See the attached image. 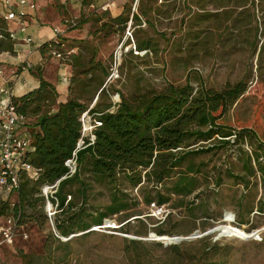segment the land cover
<instances>
[{
    "label": "rangeland",
    "instance_id": "1",
    "mask_svg": "<svg viewBox=\"0 0 264 264\" xmlns=\"http://www.w3.org/2000/svg\"><path fill=\"white\" fill-rule=\"evenodd\" d=\"M118 5L117 11L123 6L121 13L129 16L124 30L101 27L102 21L112 17L109 9L95 12L85 7L82 26L72 28H79L78 33L84 28V33L81 30L77 39L63 47L64 52L70 44L77 47L84 63L91 58L92 48L96 50L95 61L106 74L98 70L86 78L95 74L101 79L110 101L119 103L121 94L163 92L169 86L189 84L195 94L201 86L220 90L244 81L247 90L218 122L235 131L253 128L264 144V0H247L242 5L232 1L223 8L210 0H121ZM104 11L106 16L101 15ZM133 14L139 16V22L132 19ZM142 40L150 48L135 55L131 45ZM91 96L86 93L83 99ZM206 108L217 114L220 103L207 102ZM218 139L214 135L182 147L187 152L219 145L190 155L164 186L145 177L135 187L119 182L131 208L104 218L101 225L91 224L86 231L61 236L56 220L62 216L46 198L43 211L37 202L22 222L10 213L0 215V231L10 228L12 234V242L5 243L0 233V264H264V212L259 211L264 207V173L259 169L264 166V147L248 137L232 135L225 144ZM247 158L253 171L245 168ZM188 164L197 168L190 173L196 177V188L187 196L170 194L171 199L160 205L162 214L155 215L146 196L167 193ZM87 193L84 206L95 216L96 209L104 210L109 202V190L94 183ZM16 200V193L0 194V206L8 202L12 207ZM77 202L75 210L79 211L81 198ZM125 213L132 215L126 221ZM226 213L231 220L225 219ZM224 224L253 236L245 239L214 233L168 245L155 240L154 229L160 225L172 233L167 237H189Z\"/></svg>",
    "mask_w": 264,
    "mask_h": 264
},
{
    "label": "trees",
    "instance_id": "2",
    "mask_svg": "<svg viewBox=\"0 0 264 264\" xmlns=\"http://www.w3.org/2000/svg\"><path fill=\"white\" fill-rule=\"evenodd\" d=\"M210 1L217 2V6L223 8L232 1L242 5L247 0ZM83 4L90 5L91 2L83 0ZM107 13L104 11L101 15L106 16ZM141 13L147 15L145 11ZM107 19L101 20V27L116 26L119 30H124L129 16L123 12ZM132 19L139 22V16L136 14H133ZM0 33L3 35L0 38V52H13L17 40L11 38L7 21L1 16ZM58 46L56 42H47L41 45L40 49L42 54L49 50L51 53L52 51L63 53ZM149 48L150 44L145 40L136 44L137 51L147 52ZM95 51L92 48L91 58L85 63L81 53L68 57L72 74L69 79V96L65 101H58L56 87L43 78L39 69L37 70L39 86L22 96L12 97L17 112L24 115L27 120L31 144L34 146L28 161L38 170V176L36 179L26 174L21 176L15 204L11 207L8 202H3L0 206V215L10 213L20 218L19 222H22L27 216L28 209L34 207L37 202H40L43 211L45 197L41 189L54 183L67 172L64 162L70 158L80 137L82 127L80 117L96 94V101L90 112L99 114L97 117L102 124L94 131V142L89 144L87 140L85 141L77 152L75 173L61 180L53 195L54 198L50 197L54 205L57 203L55 208L58 216H62L56 220V228L64 237L74 231H86L91 224L101 225L104 218L128 211L131 203L119 182L127 181L135 187L145 177L147 181L152 180L155 185L164 186L165 180L170 178L175 169L182 166L190 155L219 147L214 145L199 150L182 151L181 148L187 147L192 140L205 141L217 135L219 142L225 144L229 141L227 137L235 135L236 138L248 137L259 142V136L253 128L235 131L218 122L247 90L244 81L227 84L220 90L201 86L195 94L189 84L169 86L163 92H146L130 97L121 94V101L114 103L106 96L101 79H97L95 74L86 78L89 73L98 70L103 76L106 74L105 68L95 61ZM130 52L132 53L131 50ZM86 93H92L91 98L83 99ZM213 101L220 103V111L217 114L206 108L207 102ZM259 145L264 147L261 142ZM193 168V165L188 164L185 170H180L172 186L167 188V193L156 191L153 196L147 195L146 203H154L160 207L171 199L170 194L190 195L197 185L196 177L190 175L197 171V168ZM245 168L248 172L253 171L250 158L245 161ZM259 169L264 173V166H260ZM231 175L237 177L232 173ZM94 183L106 185L109 190V202L104 206V210L96 209L95 216L84 206L88 199L87 192ZM68 196L70 199L67 201ZM78 198H81L79 211L75 210ZM259 211L264 212V207L261 206ZM130 216L132 215L125 213V221ZM44 217L46 218L45 214ZM127 223L129 221L122 226ZM154 232L158 236L172 234L163 225L156 227Z\"/></svg>",
    "mask_w": 264,
    "mask_h": 264
},
{
    "label": "crops",
    "instance_id": "3",
    "mask_svg": "<svg viewBox=\"0 0 264 264\" xmlns=\"http://www.w3.org/2000/svg\"><path fill=\"white\" fill-rule=\"evenodd\" d=\"M113 1L109 10L112 16L116 17L122 12V8L117 11L118 4L121 0H90L91 4L99 7L105 3ZM32 7L26 8V32L32 38L29 44L24 43L22 38L24 34L19 32L18 25L9 22L10 30H15L17 42L14 45L13 52H0V87L9 85L12 89V97H19L23 94L36 89L39 86L37 70L39 69L44 79L52 83L58 91V101H65L69 96V79L72 74L68 57L59 58L47 51L45 54L41 52V45L47 42H56L59 44V50L66 55L77 53L75 49L69 45L67 52H64V46L72 43L77 39L76 35H80L84 28L79 30L72 29L80 25L82 11L87 7L90 11V5H84L83 0H29ZM118 5V6H117ZM117 11V12H116ZM116 12V13H115ZM65 20H75L77 25L65 28L63 22ZM82 26V25H80ZM54 27H58L62 32L56 35L53 31ZM30 67H27V65Z\"/></svg>",
    "mask_w": 264,
    "mask_h": 264
},
{
    "label": "built area",
    "instance_id": "4",
    "mask_svg": "<svg viewBox=\"0 0 264 264\" xmlns=\"http://www.w3.org/2000/svg\"><path fill=\"white\" fill-rule=\"evenodd\" d=\"M114 3L113 1L105 3L99 7L91 4L90 11L98 12L100 10H107ZM32 7L29 0H0V16L9 22H14L18 25V31L24 34L22 41L29 44L32 42V38L27 35L26 20L27 15L26 8ZM65 28L74 27L77 25L75 20H65L63 22ZM11 38L17 39L15 30H10L8 27ZM53 31L56 35L60 34L62 30L58 27H54ZM3 35L0 33V38ZM121 48V46H120ZM131 49L135 54H139L141 51H137L134 44L131 45ZM52 54L56 57L62 58L63 54L60 52L52 51ZM117 58L114 59L116 64ZM27 67H30L28 64ZM1 72V71H0ZM111 78V77H110ZM92 104L86 111H84L80 117L81 121V133L77 141L76 147L73 150L70 158L66 159L64 165L67 167V172L59 179L54 181L50 185L42 187V194L46 198L48 204H53L50 200L55 194L59 182L67 177L72 176L77 167V152L83 147L87 140L89 144H92L95 139L94 131L102 123L98 119L97 113H91L90 109ZM27 120L24 115L17 112L16 106L12 101V89L9 85H3L0 87V194L12 195L17 194L20 187L21 176L26 174L32 179H36L38 176V170L35 169L28 161L29 154L33 151L31 144V136L28 132ZM54 198V197H53ZM70 196L67 197V201ZM57 203H55V206ZM152 209L155 215H161L163 210L161 207L152 203ZM11 223V219L8 220V224ZM3 234L2 242L11 243L12 234L11 230L3 229L0 231Z\"/></svg>",
    "mask_w": 264,
    "mask_h": 264
},
{
    "label": "water",
    "instance_id": "5",
    "mask_svg": "<svg viewBox=\"0 0 264 264\" xmlns=\"http://www.w3.org/2000/svg\"><path fill=\"white\" fill-rule=\"evenodd\" d=\"M222 226L223 225H218V226H215V227H212L204 232H198V231H195L194 233H192L189 237H182V236H173V237H166V235H161V236H157V238H155V240L157 241H163V244L164 245H168L170 243H179L181 241H184V240H190V239H193V238H199V237H203V236H206V235H209V234H216V235H223L222 234ZM253 236L252 235H246L245 236V239H248V238H251ZM163 238V239H162ZM152 239V238H150Z\"/></svg>",
    "mask_w": 264,
    "mask_h": 264
},
{
    "label": "bare ground",
    "instance_id": "6",
    "mask_svg": "<svg viewBox=\"0 0 264 264\" xmlns=\"http://www.w3.org/2000/svg\"><path fill=\"white\" fill-rule=\"evenodd\" d=\"M232 216L230 214H225V219L227 220H231ZM112 223V222H111ZM222 234L225 235V234H229V235H238V236H242V237H245L248 233L245 232L243 229L241 228H237V227H234L232 225H228V224H224L222 226ZM167 237V236H166ZM163 239V238H162Z\"/></svg>",
    "mask_w": 264,
    "mask_h": 264
}]
</instances>
